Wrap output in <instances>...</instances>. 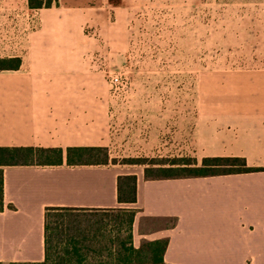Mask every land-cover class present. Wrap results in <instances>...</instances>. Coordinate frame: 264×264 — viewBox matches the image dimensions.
<instances>
[{
    "label": "crops",
    "instance_id": "0c3cea01",
    "mask_svg": "<svg viewBox=\"0 0 264 264\" xmlns=\"http://www.w3.org/2000/svg\"><path fill=\"white\" fill-rule=\"evenodd\" d=\"M51 1L38 9L40 27L33 32L38 37L19 56L20 69L0 71V147L109 149L114 111L103 61L94 58L102 54L74 41L80 37L78 25L97 17V9L108 14L115 3ZM119 1L123 7L125 0ZM195 2L198 7L264 8V0ZM25 4L30 9V0ZM13 7L14 0H0L5 12L0 23L12 20ZM256 79L252 89L264 90V76ZM223 99L197 130L200 154L192 158L199 165L205 157H243L249 167H264V94ZM124 175L117 166H68L66 159L62 166L5 167L0 264L45 261L48 208L135 209L134 246L166 239L164 264H264V172L137 177V202L129 206L118 201V178Z\"/></svg>",
    "mask_w": 264,
    "mask_h": 264
},
{
    "label": "rangeland",
    "instance_id": "374dc122",
    "mask_svg": "<svg viewBox=\"0 0 264 264\" xmlns=\"http://www.w3.org/2000/svg\"><path fill=\"white\" fill-rule=\"evenodd\" d=\"M111 1L108 14L97 9V17L78 25L74 44L102 54L94 58L103 61L114 111L107 166L143 178L149 165L125 161L193 160L200 154L197 130L224 97L264 94L251 87L264 76V8L198 7L195 0H125L122 7ZM41 15L14 0L12 20L0 23V59L19 57L37 40ZM74 214L92 232L101 227L97 242L119 232L117 213Z\"/></svg>",
    "mask_w": 264,
    "mask_h": 264
},
{
    "label": "trees",
    "instance_id": "16d2710c",
    "mask_svg": "<svg viewBox=\"0 0 264 264\" xmlns=\"http://www.w3.org/2000/svg\"><path fill=\"white\" fill-rule=\"evenodd\" d=\"M52 1L30 0V8L51 6ZM22 59H0V71L19 70ZM107 166L110 162L107 148L44 149L34 147H0V212L4 210V168L10 166ZM131 165H149L144 171L145 180L205 178L264 172V167L253 168L243 157H205L198 165L194 159H175L158 163L145 160H127ZM138 178L124 175L118 178V201L129 206L137 202ZM84 209L48 208L45 214V261L41 264H164L163 256L168 241L145 242L136 248L133 242V225L136 210L121 208L116 224L119 232L108 242H97L101 227L96 232L84 228L76 212ZM94 212V211H93ZM75 218V219H74ZM99 243V245H98ZM61 248V250H59ZM92 254H95L94 256ZM100 258L97 261L92 260ZM103 258V259H102ZM115 261L111 263V261Z\"/></svg>",
    "mask_w": 264,
    "mask_h": 264
},
{
    "label": "built area",
    "instance_id": "2783aa9c",
    "mask_svg": "<svg viewBox=\"0 0 264 264\" xmlns=\"http://www.w3.org/2000/svg\"><path fill=\"white\" fill-rule=\"evenodd\" d=\"M116 81H119V79H116Z\"/></svg>",
    "mask_w": 264,
    "mask_h": 264
}]
</instances>
